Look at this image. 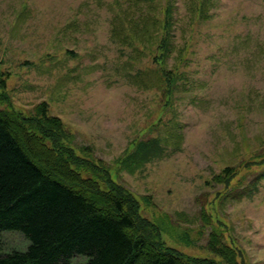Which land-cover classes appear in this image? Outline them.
I'll return each instance as SVG.
<instances>
[{
  "label": "rangeland",
  "instance_id": "374dc122",
  "mask_svg": "<svg viewBox=\"0 0 264 264\" xmlns=\"http://www.w3.org/2000/svg\"><path fill=\"white\" fill-rule=\"evenodd\" d=\"M0 113L43 169L116 190L149 245L264 264V0H0Z\"/></svg>",
  "mask_w": 264,
  "mask_h": 264
},
{
  "label": "trees",
  "instance_id": "16d2710c",
  "mask_svg": "<svg viewBox=\"0 0 264 264\" xmlns=\"http://www.w3.org/2000/svg\"><path fill=\"white\" fill-rule=\"evenodd\" d=\"M153 28L167 35V19L161 25L156 22ZM165 39H160L162 56L168 48ZM165 81L169 84L170 79ZM41 114L47 115L44 104ZM63 167L50 172L43 169L31 147L0 113V235L19 231L29 241L23 250L0 251V264H201V260L186 258L171 247L161 250L149 245L143 234L134 232L135 218L116 190L97 197L93 195L96 186L83 188L84 181ZM232 177L233 168L225 167L213 180L227 184ZM77 182L82 186L68 184ZM213 235L210 250L232 262V253L225 251L221 240ZM76 256L84 260L73 262ZM204 264L220 263L209 259Z\"/></svg>",
  "mask_w": 264,
  "mask_h": 264
}]
</instances>
